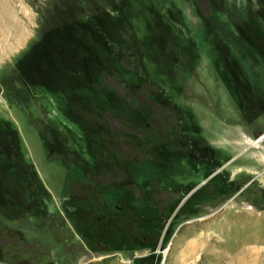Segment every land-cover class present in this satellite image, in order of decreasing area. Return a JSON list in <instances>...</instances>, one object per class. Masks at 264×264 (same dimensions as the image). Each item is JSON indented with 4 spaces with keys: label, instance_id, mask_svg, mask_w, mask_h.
Instances as JSON below:
<instances>
[{
    "label": "rangeland",
    "instance_id": "obj_1",
    "mask_svg": "<svg viewBox=\"0 0 264 264\" xmlns=\"http://www.w3.org/2000/svg\"><path fill=\"white\" fill-rule=\"evenodd\" d=\"M1 21L34 28L0 64L1 263L264 264V160L222 148L255 130L264 152V0H0Z\"/></svg>",
    "mask_w": 264,
    "mask_h": 264
},
{
    "label": "crops",
    "instance_id": "obj_2",
    "mask_svg": "<svg viewBox=\"0 0 264 264\" xmlns=\"http://www.w3.org/2000/svg\"><path fill=\"white\" fill-rule=\"evenodd\" d=\"M2 23H0V38H4L7 39L3 45H1L0 47V64H4L5 61H9L11 59V57H13L14 55H16L18 52H20L21 50H23L26 46H27V39L30 38L31 31L34 28H27V26L24 24L22 25L21 23H24L21 19L18 20V22H21L20 24H18V26H11V24L7 21H1ZM34 23V22H32ZM237 136L234 138H229L226 139L227 141V145L226 147H222L223 149H228L230 148V150L233 149H238V153L239 155H236L238 157L237 161H236V166L238 167H242L245 166V172H250L253 173V170L248 168V165L251 167V162L255 161L258 163L263 164V160H264V152L263 151H257V152H253L250 150V148L248 146L249 145V141L251 140V138L249 137H255V134L257 133L255 130H246V131H237ZM264 133L261 132L260 134L262 135ZM260 143L261 148L264 149V138L262 139V141L257 142ZM259 147V146H258ZM22 151H23V146H22ZM226 151V150H225ZM220 154V152H219ZM236 157V158H237ZM240 157V158H239ZM24 158L26 159V156H24ZM242 170V168L240 169ZM239 171V170H238ZM237 171V172H238ZM230 182L233 183H238L239 179L238 177H235L234 179L231 178ZM46 186V185H45ZM48 190V189H47ZM49 191V190H48ZM49 193H51L49 191ZM52 196V195H51ZM177 243H172V248L176 245ZM108 247V245H106ZM109 250V248H107ZM172 250V249H171ZM169 251V255L171 256L172 253L177 256L174 257V260H171L170 263L171 264H178L177 262H179V258L180 256H183L182 254L179 252L180 250H178V252H174V250ZM120 256L119 253L117 252H112V251H108V252H103V253H97L96 256H94L93 260L95 264H119L118 261L120 260ZM140 257L141 258H146L145 260H143V263H145L146 261L149 264H153V254L152 255H142V256H138L136 263L140 262ZM122 259V258H121ZM132 259V258H131ZM131 264L134 263L135 260H131ZM158 260V256H156V259L154 261ZM181 261H186L185 259H180ZM176 261V262H174ZM0 264H6V263H1Z\"/></svg>",
    "mask_w": 264,
    "mask_h": 264
},
{
    "label": "trees",
    "instance_id": "obj_3",
    "mask_svg": "<svg viewBox=\"0 0 264 264\" xmlns=\"http://www.w3.org/2000/svg\"><path fill=\"white\" fill-rule=\"evenodd\" d=\"M88 20L89 19V21H87V22H85V23H82V22H84L83 20ZM85 19H83V20H80V21H78V22H80V24H75L74 22V25L75 26H78V27H81V28H83V29H88V28H90L91 26H90V24H89V22H94V21H96L95 19L93 20V19H91V18H87V17H85ZM82 21V22H81ZM64 70L66 71L67 69L66 68H64ZM75 74V72H73V75ZM100 74H101V77L102 76H104L103 78H105V76H107V73H105L104 72V70H101L100 71ZM83 79V78H82ZM87 80V79H86ZM87 82H89V78H88V81ZM95 82H96V79L94 78L93 79V81L91 82V83H87V84H90V85H93L94 87H96L97 88V85H95ZM86 83V82H85ZM47 84H40V85H38V87H41V88H43V89H47V90H51L53 93H55V94H57L58 96H60V97H62V96H65V91H64V86L63 85H61V86H59V87H57V88H54V89H52L51 87H47L46 86ZM103 85H104V87L106 86V84H105V80L103 79ZM67 87V86H66ZM49 88V89H48Z\"/></svg>",
    "mask_w": 264,
    "mask_h": 264
},
{
    "label": "flooded vegetation",
    "instance_id": "obj_4",
    "mask_svg": "<svg viewBox=\"0 0 264 264\" xmlns=\"http://www.w3.org/2000/svg\"><path fill=\"white\" fill-rule=\"evenodd\" d=\"M204 2H205V0H204ZM148 98H149V97H148ZM148 100H149V101H151V102H154V101H152L153 99H152V100H151V99H148ZM153 104H155V103H153ZM149 114H150V112H149ZM166 117H167V116H166ZM166 135H167V134H166ZM167 138H168V136H167ZM168 139H169V138H168ZM233 184H234V185H233V188H234V187H235V185H237L238 183H236V182H235V183H233ZM243 186H244L245 188H247V187H248V186H247V185H245V184H244ZM243 186H241V187H243ZM235 189H236V188H235ZM243 190H244V189H243Z\"/></svg>",
    "mask_w": 264,
    "mask_h": 264
},
{
    "label": "bare ground",
    "instance_id": "obj_5",
    "mask_svg": "<svg viewBox=\"0 0 264 264\" xmlns=\"http://www.w3.org/2000/svg\"><path fill=\"white\" fill-rule=\"evenodd\" d=\"M260 140H261V137H259V138L257 139V141H254V144L257 143V142H259Z\"/></svg>",
    "mask_w": 264,
    "mask_h": 264
},
{
    "label": "built area",
    "instance_id": "obj_6",
    "mask_svg": "<svg viewBox=\"0 0 264 264\" xmlns=\"http://www.w3.org/2000/svg\"><path fill=\"white\" fill-rule=\"evenodd\" d=\"M263 135H264V134H263ZM259 137H261V135H260ZM259 137H258V138H259ZM258 138H256V139H258Z\"/></svg>",
    "mask_w": 264,
    "mask_h": 264
}]
</instances>
